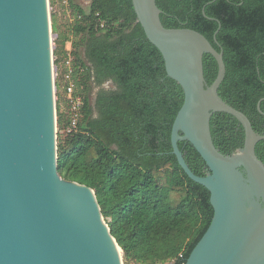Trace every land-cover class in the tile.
I'll return each mask as SVG.
<instances>
[{
    "label": "trees",
    "instance_id": "trees-1",
    "mask_svg": "<svg viewBox=\"0 0 264 264\" xmlns=\"http://www.w3.org/2000/svg\"><path fill=\"white\" fill-rule=\"evenodd\" d=\"M156 1L165 27L198 30L223 51L227 72L219 94L264 134V0ZM70 7L73 23L65 32L51 12L58 173L94 189L124 264H185L214 208L209 189L193 181L173 153L172 128L184 89L168 76L163 54L147 38L132 0H91L89 11L70 0ZM71 34L83 105L76 130L67 133L73 118L64 91ZM203 62L210 85L218 62L209 53ZM108 82L113 87L106 88ZM210 126L222 152L244 146V127L235 116L216 112ZM179 147L192 171L204 176L208 167L191 142L180 141ZM256 152L264 161V140Z\"/></svg>",
    "mask_w": 264,
    "mask_h": 264
},
{
    "label": "water",
    "instance_id": "water-1",
    "mask_svg": "<svg viewBox=\"0 0 264 264\" xmlns=\"http://www.w3.org/2000/svg\"><path fill=\"white\" fill-rule=\"evenodd\" d=\"M132 1L168 76L184 89L173 153L211 193L212 221L185 264H264V161L256 152L264 134L219 94L227 72L223 51L198 30L165 27L156 0ZM52 34L49 0H0V264H124L94 189L58 173ZM206 53L219 66L210 85ZM216 112L242 123L245 141L238 151L226 154L214 144ZM180 141L202 156L204 176L192 171Z\"/></svg>",
    "mask_w": 264,
    "mask_h": 264
},
{
    "label": "built area",
    "instance_id": "built-area-1",
    "mask_svg": "<svg viewBox=\"0 0 264 264\" xmlns=\"http://www.w3.org/2000/svg\"><path fill=\"white\" fill-rule=\"evenodd\" d=\"M73 34H71L70 38L67 40L66 43V50H67V58L65 60V67L66 71L64 74V79L67 82L65 86V94L70 103L71 110L73 112V118L71 125L67 129V133H71L76 130L78 126L79 117L81 114V108L83 105V98L80 94L76 91L75 79H74V68H73ZM167 264H174L173 262Z\"/></svg>",
    "mask_w": 264,
    "mask_h": 264
},
{
    "label": "rangeland",
    "instance_id": "rangeland-1",
    "mask_svg": "<svg viewBox=\"0 0 264 264\" xmlns=\"http://www.w3.org/2000/svg\"><path fill=\"white\" fill-rule=\"evenodd\" d=\"M50 1V0H49ZM77 3H79L81 6H83L84 9L89 11V6L91 3V0H76ZM54 11L57 14L58 18V24L64 32L69 29V26L73 23V13L72 9L70 7V0H55V5L51 6L50 4V13ZM54 40L55 36L52 34V46L54 48ZM56 76L55 72V65H54V77ZM106 88H111L113 87L110 82L105 84ZM98 91V88H95L92 92L91 95V100L92 103L95 104V98H96V93ZM56 92V90H55ZM259 193V191H257ZM253 202L256 204V200H253ZM170 263V262H169ZM167 264V263H165Z\"/></svg>",
    "mask_w": 264,
    "mask_h": 264
},
{
    "label": "bare ground",
    "instance_id": "bare-ground-1",
    "mask_svg": "<svg viewBox=\"0 0 264 264\" xmlns=\"http://www.w3.org/2000/svg\"><path fill=\"white\" fill-rule=\"evenodd\" d=\"M119 245V244H118ZM117 250H118V252L120 253V255H122L123 254V251H122V249H121V247L120 246H117Z\"/></svg>",
    "mask_w": 264,
    "mask_h": 264
}]
</instances>
